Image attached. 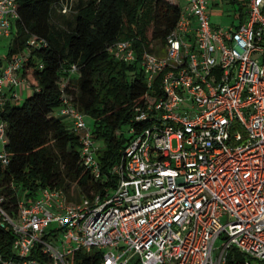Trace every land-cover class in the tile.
Here are the masks:
<instances>
[{
    "label": "built area",
    "instance_id": "obj_1",
    "mask_svg": "<svg viewBox=\"0 0 264 264\" xmlns=\"http://www.w3.org/2000/svg\"><path fill=\"white\" fill-rule=\"evenodd\" d=\"M170 1L180 5L179 18L164 45L141 56L146 93L126 133L117 132L127 141L112 186L72 199L42 189L18 202L15 217L0 197V228L15 236L13 255L0 254V264H72L75 251L98 252L99 264H226L232 248L244 264H264V0H238L242 18L229 28L211 23L209 0ZM16 18L17 0H0V37ZM107 51L136 61L128 41ZM24 61L15 55L2 69L0 105L5 92L17 100L27 84ZM61 100L56 115L71 124L82 165L97 181L84 115L70 97ZM5 144L0 122L3 165ZM36 245L47 262L28 259Z\"/></svg>",
    "mask_w": 264,
    "mask_h": 264
},
{
    "label": "trees",
    "instance_id": "obj_2",
    "mask_svg": "<svg viewBox=\"0 0 264 264\" xmlns=\"http://www.w3.org/2000/svg\"><path fill=\"white\" fill-rule=\"evenodd\" d=\"M179 13L180 5L169 0H17L4 66L15 55L24 56L20 75L33 92L20 105L11 99L0 105L7 155V164L0 163V197L9 215L15 217L18 202L33 201L42 189H62L72 199L112 186L111 170L127 141L117 132L132 124L146 93L141 56L164 45ZM33 38L42 45L29 47ZM119 41L132 44L135 62L127 64L108 53ZM4 66L0 61V74ZM62 95L93 119L89 131L94 143L103 141L102 148L95 146L97 181L82 165L79 137L71 124L56 115ZM14 240L11 230L0 228L4 258L13 255ZM100 258L98 252L75 251L71 263L99 264ZM28 259L48 261L39 245ZM226 264H244V256L232 248Z\"/></svg>",
    "mask_w": 264,
    "mask_h": 264
},
{
    "label": "rangeland",
    "instance_id": "obj_3",
    "mask_svg": "<svg viewBox=\"0 0 264 264\" xmlns=\"http://www.w3.org/2000/svg\"><path fill=\"white\" fill-rule=\"evenodd\" d=\"M170 1V0H169ZM171 2V1H170ZM175 2V1H173ZM208 14L210 21L213 25L219 26L221 28H229L231 25H237L239 23L238 14L240 13V6L238 3H234L231 0H209ZM10 43V37H0V61L3 66L5 64V57L8 52V46ZM161 47V45L159 46ZM156 55L164 54V50H160L155 53ZM24 91H19V99L17 103L20 105L26 97L30 96L33 92L32 88H29L27 84L23 85ZM84 122L86 127L90 130L93 129V119L84 115ZM127 127H123L122 131L126 133ZM127 136V134H125ZM95 146L102 148L104 146L103 141L95 140ZM220 245V241H217L215 247Z\"/></svg>",
    "mask_w": 264,
    "mask_h": 264
},
{
    "label": "crops",
    "instance_id": "obj_4",
    "mask_svg": "<svg viewBox=\"0 0 264 264\" xmlns=\"http://www.w3.org/2000/svg\"><path fill=\"white\" fill-rule=\"evenodd\" d=\"M21 90L24 91L25 89L22 88ZM16 92H17V96H18V99H19V91H16ZM5 98L6 99H11L12 101H18V99L15 100L14 98L11 97V93L10 92H5Z\"/></svg>",
    "mask_w": 264,
    "mask_h": 264
},
{
    "label": "snow or ice",
    "instance_id": "obj_5",
    "mask_svg": "<svg viewBox=\"0 0 264 264\" xmlns=\"http://www.w3.org/2000/svg\"><path fill=\"white\" fill-rule=\"evenodd\" d=\"M165 175H167V173H165Z\"/></svg>",
    "mask_w": 264,
    "mask_h": 264
}]
</instances>
